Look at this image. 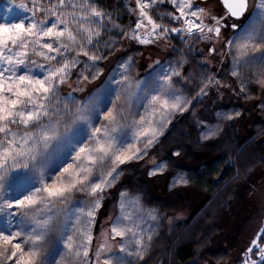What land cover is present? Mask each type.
Listing matches in <instances>:
<instances>
[{"label":"snow or ice","instance_id":"6c2138e0","mask_svg":"<svg viewBox=\"0 0 264 264\" xmlns=\"http://www.w3.org/2000/svg\"><path fill=\"white\" fill-rule=\"evenodd\" d=\"M123 3L127 24L99 0H0V264H148L162 217L125 172L146 159L149 177L175 165L181 145L163 157L156 148L178 114H193L200 141L216 137L220 124L194 112L211 94L264 90V0H219L222 10L199 0ZM137 46L181 55L150 54L144 67ZM184 53L200 58L199 74ZM255 107L264 111V100ZM240 116L216 112L217 121ZM189 183L177 171L168 186ZM106 201L114 209L101 222ZM262 241L264 224L240 264H264Z\"/></svg>","mask_w":264,"mask_h":264},{"label":"trees","instance_id":"16d2710c","mask_svg":"<svg viewBox=\"0 0 264 264\" xmlns=\"http://www.w3.org/2000/svg\"><path fill=\"white\" fill-rule=\"evenodd\" d=\"M99 1L104 8L115 13H127L121 0ZM216 4V8L222 10L219 0ZM164 10L162 6L160 11ZM172 43L178 50L183 48L178 38ZM142 51L143 47H136L133 51L136 59ZM180 55L179 51L169 49L167 59L175 60ZM184 56L188 72L199 74L202 71L197 67L200 58L193 60L188 53ZM223 78L225 81L230 79L226 70H223ZM185 88L192 89L189 95L195 94L194 84L186 83ZM248 91L251 98L242 96L241 100L227 105L241 111L240 117L230 121H217L216 110L222 107L220 103L210 105L209 97L194 105V112L201 119L220 124V133L211 140L200 141L192 113L183 118L177 115L171 130L157 145L156 152L163 157L175 145H181V156L174 158L175 165L164 174L159 192L143 172L136 171L130 175L125 172L122 179L128 185L141 189L145 202L155 206L162 217L148 264H224L229 258L225 248L228 235H225L223 225L227 217L239 219L245 204V191L248 185H252V177L264 173V111L255 107L264 100V90L252 83ZM177 171L188 172L190 183L169 188L171 176ZM192 196L198 200L193 213L185 220L170 221L168 218L181 211L185 200ZM113 209V203L106 201L99 217L106 218Z\"/></svg>","mask_w":264,"mask_h":264},{"label":"rangeland","instance_id":"374dc122","mask_svg":"<svg viewBox=\"0 0 264 264\" xmlns=\"http://www.w3.org/2000/svg\"><path fill=\"white\" fill-rule=\"evenodd\" d=\"M121 1L123 3V0ZM199 2L201 4H206L209 7L217 6L216 0H199ZM168 7L169 10H171V6L169 5ZM105 10L112 12L113 15L118 14L117 12L115 13L106 8ZM119 14H122L123 17L120 20V23L122 24H127L130 18L134 20V17H130L128 12L126 14L123 13H119ZM124 42L127 41H122L121 43ZM128 43L129 42H127V44ZM195 46L199 47L198 44H196ZM123 51H124L123 48H118L116 52H113V55L114 56L119 55ZM168 51L169 49L164 47H158V48L152 47L149 50H145L143 47V51L141 52V54L143 55V60H141V54H140V57L137 59V61L138 63L143 64L144 67H147V63L151 62L148 60L150 54L153 60L157 58H162L163 60L166 61H172L167 59ZM134 53L135 52H132L131 54L134 55ZM105 63H107V61H105ZM233 87L236 88L237 91L239 90V84H233ZM241 98L242 96H237L231 89H226L223 92V95H219L215 93L211 94L209 96V104L214 105L216 103H220L222 108H218L216 112L218 110L227 111L229 109H235L234 107H229L227 105H229L231 102L239 101L241 100ZM148 166L149 165L147 159L143 163L133 162V164L130 165V167L128 168L127 174L130 175L131 173L136 171L143 172L146 175V177L151 181L152 186H154L156 191L159 192L164 183V174L154 177H149L147 175ZM181 172H185V171H181ZM185 173H187L189 177V173L188 172ZM251 181H252L251 183L252 185L250 186L248 185V188L245 191L246 192L244 196L245 204L243 206L239 219L232 220L229 217H227L228 219L226 223L223 225L224 228L223 230L225 232V235H228V241L225 244V248L229 253V258L227 259V261L224 262V264H240L241 254L243 249L247 246V244L250 242L255 232L259 229V227L264 221V207H262L264 206V173H259L253 176ZM192 197L193 198H188L185 200L184 208L181 211L174 214L172 216L173 219L171 221L185 220L193 213L198 203V200L194 196ZM98 219L101 222L106 221V218L102 219L98 217ZM97 232H99V226H97Z\"/></svg>","mask_w":264,"mask_h":264}]
</instances>
